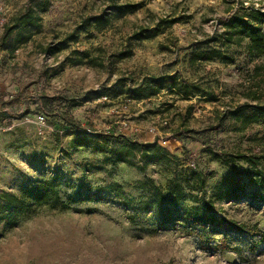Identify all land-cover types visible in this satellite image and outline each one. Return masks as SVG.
I'll use <instances>...</instances> for the list:
<instances>
[{"label": "rangeland", "instance_id": "obj_1", "mask_svg": "<svg viewBox=\"0 0 264 264\" xmlns=\"http://www.w3.org/2000/svg\"><path fill=\"white\" fill-rule=\"evenodd\" d=\"M28 1L0 0V127L13 126L0 132V193L20 194L35 182L53 181L65 201L75 202L68 210L44 208L22 216L13 230L5 229L0 215V264H264V192L251 187L237 202L219 201L220 183L230 171L196 140L220 151L264 155V125L229 116L241 106L251 116L252 108L264 104V56L251 62L244 42L229 50L235 65L189 62L194 49L211 47L202 43L215 37L222 19L242 2L264 11V0H119L131 8L128 14L115 12L109 0H34L44 11L41 26L17 42H1L3 25ZM94 15H106L110 24L99 31L85 26ZM140 27L160 32L141 42L135 39ZM167 75L200 92L189 98L172 90L150 100L130 98L132 89ZM220 119L221 128L214 130ZM182 131L188 138L179 141L175 135ZM84 135L105 147L116 148L122 139L157 144L176 160L154 163L146 173L111 165L101 153L73 148L72 140ZM191 169L206 176L205 197L216 202L221 216L256 227L263 242L245 232L214 234L209 227L200 230L202 243L159 227L150 204L153 187L167 192L175 175ZM118 187L133 208L122 205L114 193ZM224 236L232 250L212 248Z\"/></svg>", "mask_w": 264, "mask_h": 264}, {"label": "trees", "instance_id": "obj_2", "mask_svg": "<svg viewBox=\"0 0 264 264\" xmlns=\"http://www.w3.org/2000/svg\"><path fill=\"white\" fill-rule=\"evenodd\" d=\"M111 8L120 14H128L131 8L126 5H120L119 0H109ZM245 2L233 14L220 22V31L215 37L202 45L211 46L207 49H194L190 55V64L209 63L218 61L223 65H235V57L229 54L233 47H243L244 42L247 57L251 62L264 56V11L255 9L253 6L245 7ZM42 7L29 0L25 9L13 18L11 24L3 25V35L1 42L14 40L17 42L22 39L24 32L39 28L42 22ZM85 26H93L96 31L105 28L110 24V19L106 15H94L84 20ZM83 32L89 33L87 29ZM159 27H140L135 33V39L138 41H149L159 35ZM69 40H74L75 35H69ZM30 40L29 35L22 41L26 43ZM20 41V42H21ZM60 43L58 46H62ZM47 50L60 51V48L48 47ZM125 53L118 56L123 57ZM260 67L256 65L255 71ZM178 91L183 97L199 93L200 88L188 81L179 80L176 76L167 75L159 78H151L149 82L136 87L130 91V98L135 101L150 100L164 91ZM252 100H258L257 97H251ZM248 106L237 107L230 113L236 121L246 124H257L261 122L264 125V104H259L252 108L253 114L245 116L244 111ZM224 119H220L214 130L221 128ZM2 123V121H0ZM65 122L78 130H82L80 123L73 119H65ZM90 135H84L83 138L72 140V146L75 150L88 148L101 153L105 156V162L111 165L125 164L146 173L149 166L154 163L169 162L175 157L157 144H142L129 139H122L118 147H105L103 144L89 139ZM181 141L188 138L187 131H182L175 135ZM201 143L204 152L211 160L219 162L229 169L230 174L220 183L223 189L218 197L219 201L227 200L229 202L239 201L245 192L256 187L264 192V155L257 156L246 153H232L229 151L216 150L202 139H196ZM206 176L198 169H191L183 177L174 176L169 181L167 192L162 187H153L151 205L155 207L157 216L160 219L159 227L167 229H178L189 236H195L202 243L205 242L204 235L200 230L212 227L209 231L225 233H248L252 236H259V243L263 242V235L256 227L247 228L234 219L221 216V212L216 202L206 199ZM199 193L200 198L194 193ZM117 198L127 209H131V200L124 195L122 189L114 190ZM74 197L67 201L60 194L57 183L53 181H40L24 188L20 194H11L8 192L0 193V215H5V229L13 230L17 226L18 218L22 216H36L44 209L68 210L70 205L75 202ZM192 203L188 206L187 203ZM219 230V231H218ZM253 250L256 245H253ZM217 249L232 250L227 237L219 240Z\"/></svg>", "mask_w": 264, "mask_h": 264}, {"label": "built area", "instance_id": "obj_3", "mask_svg": "<svg viewBox=\"0 0 264 264\" xmlns=\"http://www.w3.org/2000/svg\"><path fill=\"white\" fill-rule=\"evenodd\" d=\"M45 119H46V118H45L43 115H40V116L38 117V122L44 124V123H45ZM12 127H13V126H11V127H9V128H7V127H0V132L10 131V130L12 129Z\"/></svg>", "mask_w": 264, "mask_h": 264}]
</instances>
